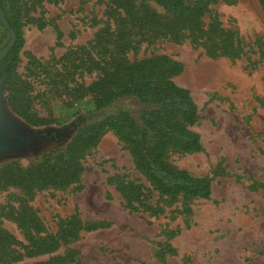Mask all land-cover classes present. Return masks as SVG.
<instances>
[{"label":"rangeland","instance_id":"rangeland-1","mask_svg":"<svg viewBox=\"0 0 264 264\" xmlns=\"http://www.w3.org/2000/svg\"><path fill=\"white\" fill-rule=\"evenodd\" d=\"M24 1L25 44L18 72L32 83V111L54 122L34 125L13 112L7 78L0 75V166L12 161L29 166L64 148L80 128L79 118L94 110L91 94L76 99L66 85H75L72 78L90 83L96 72L71 76L65 57L71 50H78L74 57L82 56L80 47H89L109 17L105 0ZM212 15L242 40L244 52L239 57H211L189 39L168 38L129 52L131 58L167 54L183 62L184 70L175 80L198 104L201 117L193 129L200 134L203 149L175 151L169 159L195 175L209 176L211 197L196 198L185 210L181 201L166 204L153 193L151 200L162 206L161 213L130 210L108 177L135 179L141 173L108 131L85 156L80 184L45 188L31 200L47 229L59 237L64 222L76 215L81 222L78 235L61 239L54 252L25 256L12 264H34L69 253L75 261L67 264H264V11L258 0H220L209 5L207 23ZM58 29L63 31L60 39ZM9 39L0 20V52ZM32 56L42 63L31 62ZM121 104L136 108L131 100ZM19 194L18 188L0 192V218L27 243L17 224L2 215L3 207L16 203ZM169 230L177 234L170 238ZM161 252L164 256L158 255Z\"/></svg>","mask_w":264,"mask_h":264},{"label":"trees","instance_id":"trees-1","mask_svg":"<svg viewBox=\"0 0 264 264\" xmlns=\"http://www.w3.org/2000/svg\"><path fill=\"white\" fill-rule=\"evenodd\" d=\"M107 13L113 21H105L89 47L68 51L67 64L74 76L78 71L96 72L90 83L66 85L71 95L82 99L91 94L95 108L78 120L80 128L62 149L46 153L36 163L23 166L18 161L0 166V192L18 188L16 203L3 207L2 215L13 220L24 233L27 243L3 226L0 218V264H12L25 256L51 253L58 249L61 239L76 237L81 222L76 215L64 222L61 237L51 233L31 200L42 189L67 188L80 184L85 172L84 158L95 149L103 136L112 131L132 157L141 177L130 179L121 175L108 177L122 193L126 206L132 211L161 213L162 206L153 203L156 193L166 204L182 202L185 210L196 198L209 199L212 180L207 175H195L171 162L169 154L199 152L203 149L200 134L193 125L200 119L198 104L191 91L179 85L175 77L184 70L182 61L167 54H152L131 58L143 43L161 38L175 42H190L211 57H239L244 52L242 40L233 30L222 25L218 15L210 22L204 19L209 5L220 0H105ZM24 0H0L1 8L16 32V39L7 55L0 61V75L7 78V100L17 115L34 125L51 124L53 119L38 117L32 111V83L18 72L23 33ZM264 11V0H258ZM44 25V24H41ZM63 31L58 29L60 39ZM86 57V58H85ZM37 61L32 56L31 62ZM133 101L136 108L122 105ZM170 238L177 232L169 230ZM169 251L175 250L169 243ZM164 256L162 252L158 254ZM75 256H51L34 264H67ZM82 264V263H78Z\"/></svg>","mask_w":264,"mask_h":264},{"label":"water","instance_id":"water-1","mask_svg":"<svg viewBox=\"0 0 264 264\" xmlns=\"http://www.w3.org/2000/svg\"><path fill=\"white\" fill-rule=\"evenodd\" d=\"M0 20H1L2 24H3V26L5 28H7L9 30V32H10L9 42L6 44V46L0 52V61H1L7 55L9 49L12 47V45L14 44L15 39H16V32L11 27L9 21L7 20L6 16L4 15L3 10L1 8V4H0Z\"/></svg>","mask_w":264,"mask_h":264}]
</instances>
